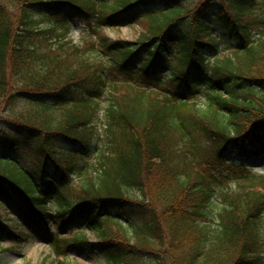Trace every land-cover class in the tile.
<instances>
[{"label": "trees", "instance_id": "trees-1", "mask_svg": "<svg viewBox=\"0 0 264 264\" xmlns=\"http://www.w3.org/2000/svg\"><path fill=\"white\" fill-rule=\"evenodd\" d=\"M0 108V204L82 229L59 258L88 229L107 264H264V176L227 160L264 156V0H0Z\"/></svg>", "mask_w": 264, "mask_h": 264}, {"label": "rangeland", "instance_id": "rangeland-1", "mask_svg": "<svg viewBox=\"0 0 264 264\" xmlns=\"http://www.w3.org/2000/svg\"><path fill=\"white\" fill-rule=\"evenodd\" d=\"M191 5L198 4L200 0H185ZM44 24L43 27H48ZM69 39L74 43L82 44L88 39L89 29L87 24L77 23L73 21L70 24ZM102 33L110 39H122L134 41L138 38L142 29L139 25L121 26V27H104ZM225 45H229L228 41H224ZM229 50H224L223 55L229 54ZM121 84L127 83L121 79ZM131 84H133L131 82ZM163 94L172 96V94L181 92L176 86H167ZM200 107L205 108L204 94H200ZM19 110L29 108L26 105L17 107ZM7 117V113L0 108V120L3 122ZM10 154L21 161L25 162L27 167H32L33 158L29 152L22 146L13 147ZM228 162L235 161L237 165L245 164L246 168L252 170L258 175L264 176V156L250 159L246 161L243 158L229 156ZM141 198L140 195H136ZM0 264H60V262H68L70 264H107L103 257L92 248L99 241L98 237L91 230L85 229L84 234L88 239V243L82 241L72 242L71 247L63 257L56 255L53 246L55 237L72 240L75 235H80L82 229L77 228L71 231L70 228L59 229V224L52 219L49 225H34V223L26 217L13 203L4 202L0 204ZM114 230H118L113 226ZM50 230V232H49ZM54 238V239H53Z\"/></svg>", "mask_w": 264, "mask_h": 264}]
</instances>
